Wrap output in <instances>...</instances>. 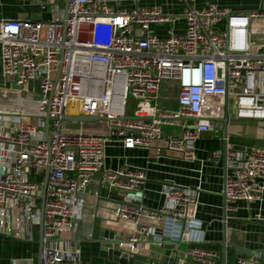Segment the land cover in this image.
<instances>
[{"label":"built area","instance_id":"1","mask_svg":"<svg viewBox=\"0 0 264 264\" xmlns=\"http://www.w3.org/2000/svg\"><path fill=\"white\" fill-rule=\"evenodd\" d=\"M30 1L57 11L53 0ZM65 1L66 19H0V237L34 242L48 171L40 264H88L65 237L101 198L112 205L113 219L132 226L120 237L128 242L120 249L131 257L141 253L139 245L150 235L161 239L179 224L187 227L176 230L175 240L191 234L187 241H203L201 225L190 213L197 204L193 192L169 185L162 207H145L146 171L107 168L106 147L120 143L147 151L154 160L162 156L155 145L163 142L164 156L194 162L200 136L223 133L219 121L229 118L231 108L236 120L264 127V40L251 35L255 22L264 23V0L248 13L215 5L194 10L188 6L194 0H168L188 6L182 15L140 7L139 0L130 9H114L110 0ZM179 22L183 32L176 29ZM160 25L170 27L166 39L153 32ZM259 33L264 39V24ZM130 102L144 107L128 111ZM66 115L101 118L107 134L67 129L80 123L65 121ZM164 128L180 134L164 136ZM221 155L212 152L210 160L216 163ZM226 170L228 211L236 203L261 200L264 147L235 150L227 142ZM94 183L97 190L91 189ZM261 259L240 256L238 264H262ZM175 264L219 262L215 252L193 244Z\"/></svg>","mask_w":264,"mask_h":264},{"label":"crops","instance_id":"2","mask_svg":"<svg viewBox=\"0 0 264 264\" xmlns=\"http://www.w3.org/2000/svg\"><path fill=\"white\" fill-rule=\"evenodd\" d=\"M263 0H194L188 2V6L194 10L215 5L221 9L238 13L257 11L262 7ZM134 0H110V6L114 9H130L135 6ZM52 5L41 7L30 0H0V19L49 21L54 17H64L65 0H53ZM140 7H158L169 15H182L188 10L183 2L168 0H139ZM263 22L253 24L251 35L259 43L263 37L259 28ZM168 25L153 27L154 34L161 39L168 37ZM176 29L183 32L182 22L177 23ZM165 94V92H164ZM227 142L232 149L241 150L248 147H264V127L256 122L238 121L234 115L229 116ZM104 125V124H103ZM75 124L67 129L74 131L83 130L89 134H107L106 126ZM103 126V127H102ZM179 132L178 129L164 128V136ZM220 136V137H219ZM160 149L161 158L148 159L147 151L141 149H124L120 143H111L106 147V167L116 169L126 165L133 169L146 171V180L141 187L143 193V205L149 209H158L165 203L164 192L169 185H176L193 192L197 197V204L191 210L192 217L201 227L197 228L204 242L220 243L223 240L224 228L227 230V241L234 242L237 246L250 251L264 249V222L256 221L257 215L264 217V192L260 201L246 204L236 203L234 210L225 211V199L223 184L225 177L224 169V145L223 133H203L194 146L196 159L191 164L168 158L165 155V144L158 142L155 145ZM222 153L221 160L216 163L210 160L212 152ZM95 180L98 177H94ZM92 190H97L94 183ZM112 205L105 203L101 198L97 203L84 211L82 218L74 225L72 232L66 235L65 244L72 245L77 250L78 257L88 264H173L184 260L185 252L189 245L183 244L172 246L179 230L169 228L166 236L161 239L152 236V240L139 245L142 249L140 254L124 259L115 255L112 248L102 243V234L112 237L114 234L125 238L124 228L132 229L131 225H125L111 216ZM187 227L182 224V231ZM190 229V228H189ZM186 231L191 233L192 230ZM32 243H21L8 237H0V264H11L14 261L32 260L37 264L38 260V231ZM114 233V234H113ZM124 233V234H123ZM179 240H193V236L181 237ZM64 243V242H63ZM218 255L219 264H238L237 255L232 247L226 248L225 257L220 245L206 246ZM261 263L264 264L263 259Z\"/></svg>","mask_w":264,"mask_h":264},{"label":"water","instance_id":"3","mask_svg":"<svg viewBox=\"0 0 264 264\" xmlns=\"http://www.w3.org/2000/svg\"><path fill=\"white\" fill-rule=\"evenodd\" d=\"M64 18H67V7L65 5V11H64ZM64 120L67 122H74V123H80V124H93L99 121H103V119L101 118H97V117H87V116H71V115H66L64 117ZM229 118L225 117L222 120H220L219 122H221L223 124V145H224V169H225V176H226V152H227V138H228V124H229ZM49 123V116L48 114L45 117V138H48V131H47V126ZM48 176L49 173L48 171L45 172V178L43 180L42 183V190H41V196H40V207H39V224H38V260H37V264H40V255H41V250L43 247V211H44V202H45V191H46V187H47V181H48ZM225 178V177H224ZM225 211H226V204H225ZM182 228V224H179L178 229L179 231ZM114 234V233H113ZM152 236L150 235L148 237V240L151 241L152 240ZM102 243H104V245H108V248L111 247L114 254L115 255H119L124 259H128L131 256L129 255V253L122 251L120 249V244H127L128 242L122 240L119 236H116L115 234L110 237L108 234H102ZM193 245V244H199L201 246H211V245H220L222 247L223 250V256L225 257L226 254V248L227 247H232L235 251V253L239 256H245V257H256V256H261V258L264 261V249H258L255 251H250L244 247H240L237 246L234 242H230L227 241V230L224 228L223 231V240L220 243H209V242H198V243H194V242H190V241H184V240H175L174 242H172V246H179V245ZM134 257V256H133ZM175 261L173 262V264L176 263L177 258L174 259Z\"/></svg>","mask_w":264,"mask_h":264},{"label":"rangeland","instance_id":"4","mask_svg":"<svg viewBox=\"0 0 264 264\" xmlns=\"http://www.w3.org/2000/svg\"><path fill=\"white\" fill-rule=\"evenodd\" d=\"M42 37H44V33L42 34ZM163 104V106H166V107H168V108H174V106H175V104H174V102L172 103V102H169V103H166V102H163L162 103ZM144 107V105L142 104V103H139V102H130L129 104H128V111H131L132 109L133 110H136V109H141V108H143ZM233 112H234V109L233 108H231V110H230V114H233ZM132 113V112H131ZM106 125V122L105 121H99V122H96V123H93V124H85V126H88V125H98V126H100V125ZM180 134V132H178L177 133V135H179ZM221 135H222V133H220ZM220 137V136H219ZM185 164H191L192 162H184ZM256 221H257V219H256ZM259 223H260V221H258ZM34 237H37V233H35V236Z\"/></svg>","mask_w":264,"mask_h":264},{"label":"bare ground","instance_id":"5","mask_svg":"<svg viewBox=\"0 0 264 264\" xmlns=\"http://www.w3.org/2000/svg\"><path fill=\"white\" fill-rule=\"evenodd\" d=\"M103 126H105V125H103ZM103 126H102V127H103Z\"/></svg>","mask_w":264,"mask_h":264}]
</instances>
